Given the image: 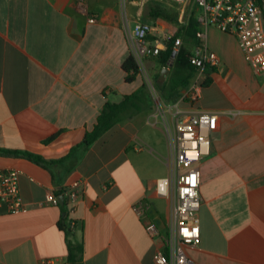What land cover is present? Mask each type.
I'll use <instances>...</instances> for the list:
<instances>
[{
    "label": "crops",
    "instance_id": "0c3cea01",
    "mask_svg": "<svg viewBox=\"0 0 264 264\" xmlns=\"http://www.w3.org/2000/svg\"><path fill=\"white\" fill-rule=\"evenodd\" d=\"M128 1L132 25L151 20L155 36L171 32L164 20L150 18L147 0ZM124 24L120 0H0V148L61 159L94 129L107 102L138 90L142 77L128 83L123 70L130 55ZM201 31L220 64L200 99L183 101L181 109L216 113L219 125L200 166L201 239L187 253L194 264H264V74L253 71L234 36L216 27ZM146 65L158 81L164 68L156 57ZM167 154L150 110L74 151L72 172L55 169L59 185L42 166L0 156V169L20 172L27 206L17 215L0 209V264H69L63 209L45 200L78 180L74 235L84 244L83 264H154L160 242L133 207L147 201L150 215L166 223L168 202L156 186L168 174Z\"/></svg>",
    "mask_w": 264,
    "mask_h": 264
},
{
    "label": "built area",
    "instance_id": "2783aa9c",
    "mask_svg": "<svg viewBox=\"0 0 264 264\" xmlns=\"http://www.w3.org/2000/svg\"><path fill=\"white\" fill-rule=\"evenodd\" d=\"M125 18V30L130 54L139 67V76L149 87L153 99L154 116L163 127L167 141L166 164L168 174L158 181V197L168 202V218L164 225L150 215L151 205L147 201L136 204L135 213L145 219V229L154 241H159L153 260L154 264H194L187 248L197 246L201 239L200 196L201 163L211 154L212 135L218 129L219 115L211 112L186 113L181 109L183 101L196 103L201 96L207 76V66L217 67L219 57L204 44L205 34L200 31L201 41L194 49L192 63L197 66V74L181 101L169 103L151 77L146 60L157 57L173 42L174 35L164 33L154 35V21H138L132 25L128 18V0H120ZM173 3L197 9L195 15L201 28L216 27L234 36L253 71L264 74V0H171ZM90 23L96 19L90 18ZM183 45L181 38L174 41L178 51ZM83 181H75L64 187L62 196L68 211L69 225L72 230L79 226L74 218L81 196ZM46 204L60 205L55 192L46 195ZM0 209L17 215L25 212L20 188V172L15 169H0Z\"/></svg>",
    "mask_w": 264,
    "mask_h": 264
},
{
    "label": "trees",
    "instance_id": "16d2710c",
    "mask_svg": "<svg viewBox=\"0 0 264 264\" xmlns=\"http://www.w3.org/2000/svg\"><path fill=\"white\" fill-rule=\"evenodd\" d=\"M197 9L194 8L193 13L189 14L187 21L181 25L174 34V40L171 42L167 49L162 51L159 56L156 57L157 63L162 68L169 69V75L167 80L162 83L158 82V88L161 91L162 97L169 103L177 102L184 90H187L193 79L197 74V66L192 63V57L194 55V49L201 43L198 34L201 31V26L198 23L195 15ZM151 17L154 19L162 18L161 14L157 11H152ZM178 38L183 40V45L176 51L174 48V41ZM177 52L174 64L171 66V57L174 52ZM123 70L126 72V81L132 83L136 80L140 72V67L132 54L123 63ZM216 72V67L207 66L205 68V74L207 76L204 86H207L212 82V74ZM153 109V99L149 87L146 83L136 90L134 93L124 95L120 102H107L98 116L97 123L93 130L87 131L82 143L77 146V149H73L72 152L57 160H48L43 156L35 154L27 150H12L0 148V156L17 157L27 159L43 168L49 170L53 175L54 182L59 185L56 178L55 169L59 166L67 167L68 172L73 171L75 164L74 151L82 149L86 151L97 140L100 139L106 132L111 130L117 124L128 121L138 114L148 112ZM62 131L48 138L45 142L49 143L54 141ZM64 187L57 190L58 195H63ZM61 206V205H60ZM63 209V217L60 222V228L63 230L69 239V264H83L84 244L75 238L74 232L69 225L67 206L64 204L61 206Z\"/></svg>",
    "mask_w": 264,
    "mask_h": 264
},
{
    "label": "rangeland",
    "instance_id": "374dc122",
    "mask_svg": "<svg viewBox=\"0 0 264 264\" xmlns=\"http://www.w3.org/2000/svg\"><path fill=\"white\" fill-rule=\"evenodd\" d=\"M130 8L131 7L129 5V9ZM145 8L147 9V11H149V16L152 19L154 18L151 17L150 13L152 11L159 12L162 15V18H159V20L165 21V23L169 26V29H171L169 30L171 31L169 33L173 35L176 33V29H178L181 25H183V23L186 22L189 14L193 13L194 11V7H192L191 5L184 8L173 3L171 0H147ZM153 80L157 84L156 78L153 77ZM161 172L163 174L166 173V169L162 168ZM162 210L166 211L165 207H162Z\"/></svg>",
    "mask_w": 264,
    "mask_h": 264
},
{
    "label": "water",
    "instance_id": "95a60500",
    "mask_svg": "<svg viewBox=\"0 0 264 264\" xmlns=\"http://www.w3.org/2000/svg\"><path fill=\"white\" fill-rule=\"evenodd\" d=\"M176 56H177V52L175 51L171 57V66L174 64ZM168 75H169V69L164 68L159 79H158V82L164 83L167 80ZM59 203L61 206H63L65 204L64 196H59Z\"/></svg>",
    "mask_w": 264,
    "mask_h": 264
}]
</instances>
